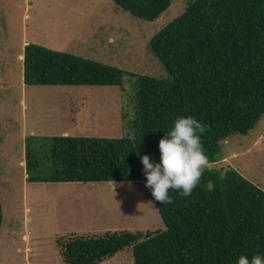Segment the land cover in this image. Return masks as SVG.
I'll use <instances>...</instances> for the list:
<instances>
[{"label": "trees", "instance_id": "obj_1", "mask_svg": "<svg viewBox=\"0 0 264 264\" xmlns=\"http://www.w3.org/2000/svg\"><path fill=\"white\" fill-rule=\"evenodd\" d=\"M112 1L140 25L165 22L153 31L149 46L167 75L140 74L27 43V85L125 89L130 79L135 89L134 117L124 135L27 136V179L145 180L141 156L159 161V141L180 116H193L207 126L201 141L208 166L191 196L169 190L173 204L154 199L165 230L74 237L63 242L66 262L98 264L127 247L133 248L134 264H236L241 254H264V190L231 166H210L224 158L222 141L247 134L264 116V0H191L175 17L174 0ZM122 118L127 126L126 112ZM3 215L0 198V227Z\"/></svg>", "mask_w": 264, "mask_h": 264}, {"label": "rangeland", "instance_id": "obj_2", "mask_svg": "<svg viewBox=\"0 0 264 264\" xmlns=\"http://www.w3.org/2000/svg\"><path fill=\"white\" fill-rule=\"evenodd\" d=\"M191 0H174L172 16ZM165 22L140 25L112 0H0V264H68L63 242L166 225L145 180L31 182L29 135L118 137L134 117L133 80L102 85H26L24 46L38 43L140 74L167 71L149 46ZM20 55V56H19ZM20 57V58H19ZM128 78V77H127ZM128 115V124L122 113ZM125 122V123H124ZM125 124V125H124ZM221 161L264 190V116L221 142ZM98 264H134L127 247Z\"/></svg>", "mask_w": 264, "mask_h": 264}, {"label": "clouds", "instance_id": "obj_3", "mask_svg": "<svg viewBox=\"0 0 264 264\" xmlns=\"http://www.w3.org/2000/svg\"><path fill=\"white\" fill-rule=\"evenodd\" d=\"M206 130L207 126L193 116L177 117L173 127L159 141V161L152 160L148 154L141 156L146 176L145 186L162 205L174 203L169 190L189 197L200 183L208 166V157L201 141ZM212 187L210 183L208 189L211 190ZM236 264H264V254H241L236 259Z\"/></svg>", "mask_w": 264, "mask_h": 264}, {"label": "crops", "instance_id": "obj_4", "mask_svg": "<svg viewBox=\"0 0 264 264\" xmlns=\"http://www.w3.org/2000/svg\"><path fill=\"white\" fill-rule=\"evenodd\" d=\"M27 43H29V42H27ZM27 43H26V44H27ZM20 55H22V57H23V54H20ZM20 55H19V56H20ZM19 58H20V57H19ZM64 134H69V133L64 132Z\"/></svg>", "mask_w": 264, "mask_h": 264}]
</instances>
